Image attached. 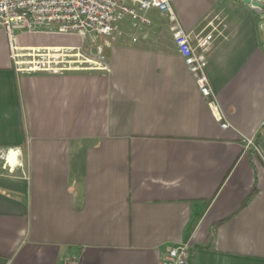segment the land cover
I'll return each mask as SVG.
<instances>
[{"label": "crops", "instance_id": "crops-1", "mask_svg": "<svg viewBox=\"0 0 264 264\" xmlns=\"http://www.w3.org/2000/svg\"><path fill=\"white\" fill-rule=\"evenodd\" d=\"M171 6L192 38L225 14L206 75L227 130L168 35L114 36L107 71L51 74L17 71L0 27V150L22 162L9 174L0 161V264H159L184 242L189 264H264V169L242 142L264 147V8ZM81 43L42 30L14 41Z\"/></svg>", "mask_w": 264, "mask_h": 264}, {"label": "built area", "instance_id": "built-area-1", "mask_svg": "<svg viewBox=\"0 0 264 264\" xmlns=\"http://www.w3.org/2000/svg\"><path fill=\"white\" fill-rule=\"evenodd\" d=\"M171 2L172 0H0V27L7 35L10 57L19 72L61 74L92 69L107 71L104 49L115 34L117 24L128 19L134 26L148 25L146 13L156 11L166 19L173 44L189 73L193 75L198 92L214 120L222 130H227L231 126L225 119L206 75L214 30L192 38L181 27ZM210 25L208 23L206 28ZM64 26H71V33H64ZM53 29L58 34L78 35L81 45L18 48L14 44L16 32H53ZM132 41L135 42L136 37ZM83 42H86L85 50ZM91 55H94V59L89 58ZM242 142L244 152L250 153L254 163L264 169V147L254 137L243 136ZM20 157L21 152L17 148L0 150V161L9 174L22 167ZM190 256V245L184 242L168 247L159 264H189ZM76 263L74 258L64 264Z\"/></svg>", "mask_w": 264, "mask_h": 264}, {"label": "rangeland", "instance_id": "rangeland-1", "mask_svg": "<svg viewBox=\"0 0 264 264\" xmlns=\"http://www.w3.org/2000/svg\"><path fill=\"white\" fill-rule=\"evenodd\" d=\"M224 15H225L224 13L220 14L217 13L216 11H213L211 14H209V16L206 19V24L209 23L211 25L206 28V33L214 30L213 31L214 36L221 35L222 30L224 29L225 24L227 22V19L225 18ZM146 18L149 20V24L144 26L143 25L134 26L132 21L125 19V21L117 24L116 32L115 34H113L112 38H114V36L117 38H127L128 36H131V38L136 37L137 40H140L141 38L146 36L147 37L146 40L150 42V38L154 32H158V34L160 36L162 35L163 38L165 37L167 38V35L170 36L171 38L168 23L163 16L156 14L154 11H149L148 13H146ZM53 32H55L54 29ZM83 47L85 50L86 42H83ZM89 58L94 59V55H91ZM23 59H28V58H23ZM87 66L90 65L88 64Z\"/></svg>", "mask_w": 264, "mask_h": 264}, {"label": "water", "instance_id": "water-1", "mask_svg": "<svg viewBox=\"0 0 264 264\" xmlns=\"http://www.w3.org/2000/svg\"><path fill=\"white\" fill-rule=\"evenodd\" d=\"M238 1L242 2L245 5H250L254 8H258L260 10L264 8L263 5L258 0H238Z\"/></svg>", "mask_w": 264, "mask_h": 264}, {"label": "bare ground", "instance_id": "bare-ground-1", "mask_svg": "<svg viewBox=\"0 0 264 264\" xmlns=\"http://www.w3.org/2000/svg\"><path fill=\"white\" fill-rule=\"evenodd\" d=\"M65 27H67L70 31H71V26H65ZM12 160V159H11Z\"/></svg>", "mask_w": 264, "mask_h": 264}]
</instances>
